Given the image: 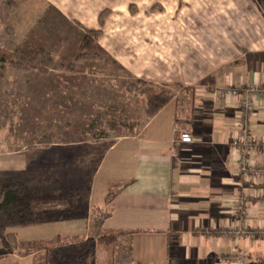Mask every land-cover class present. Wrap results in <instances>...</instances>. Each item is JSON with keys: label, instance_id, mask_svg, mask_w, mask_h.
<instances>
[{"label": "crops", "instance_id": "obj_1", "mask_svg": "<svg viewBox=\"0 0 264 264\" xmlns=\"http://www.w3.org/2000/svg\"><path fill=\"white\" fill-rule=\"evenodd\" d=\"M182 4L178 9L168 5L162 14L171 23L128 21L111 26L97 47L111 64L137 80L191 88L195 98L189 106L173 101L146 120L145 104L134 113L135 99L124 92L121 101L126 107L110 106L96 114L100 128L84 140L53 146L57 150L45 154L53 157L52 162L78 163L77 168L63 163L60 174L39 168L33 157L38 148L31 149L33 153L22 149L31 161L29 168L21 162L20 150L0 154L4 178L0 187L16 185L5 193L12 200L1 210L13 218L4 220L3 226L18 242L28 245L31 233L38 236L39 229H49L45 235L50 241L59 237L68 243H75L69 237L76 232L84 234L80 241L105 232H131L133 264H255V257L264 252L258 238L250 242L221 234L243 225L259 226L264 208L256 201L247 203L244 223L234 212L236 198L244 192L256 194L259 185L241 174L230 148L237 101L229 98L228 104L219 106L216 99V91L225 86H264V0H182ZM215 4L227 6L230 13H216ZM91 118L82 121L88 125ZM118 118L139 122L141 128L129 135L114 124ZM252 124L255 142L264 143V104L257 108ZM175 129L188 133L193 143L176 141ZM97 143L106 147L97 149ZM33 145L37 144L29 146ZM88 173L91 185L80 190L82 175ZM64 177L74 179L54 185ZM124 184L125 189L105 207L109 187ZM62 220L71 221L56 234L54 228ZM75 220H85L82 228L76 229ZM90 220H94L91 228ZM238 253L241 263L236 262ZM0 264H35V256L2 255Z\"/></svg>", "mask_w": 264, "mask_h": 264}, {"label": "rangeland", "instance_id": "obj_2", "mask_svg": "<svg viewBox=\"0 0 264 264\" xmlns=\"http://www.w3.org/2000/svg\"><path fill=\"white\" fill-rule=\"evenodd\" d=\"M7 1H11L14 5L6 4ZM208 3L211 6V3ZM174 4L177 9L183 6L182 0H0V8L3 7L0 10V52L15 53L30 58L35 52L42 50L54 57L56 67L68 65L74 61L80 41L88 32L101 31V37H103L108 34L111 26L126 24L128 21L138 25L171 23L162 14L167 11L168 5ZM144 8L148 9L144 12ZM213 8L218 14L230 13L227 6ZM207 13L211 17L212 14L208 11ZM91 24L93 28L90 27ZM211 24L213 25L212 21ZM94 50L99 56L105 58V61L79 62L77 67L81 73L77 76L58 70L47 75L36 71L21 72L0 63V154L20 150V155L23 156L21 162L23 161L26 168H29L31 161L28 160V156L22 155V149L26 147L27 152H31V149L38 148L39 152L34 151L38 155L34 154L33 157L38 158L39 168L54 169L60 174L63 163L78 167L76 161L55 160L52 162L53 157L45 154L54 153L57 149H52L53 146L65 145L64 143L75 139L84 140L90 132L97 130L95 128H100L96 114L107 111L110 106L120 109L123 104V107H126L121 100L124 92L129 95L126 91L127 86L140 81L116 63L111 64L98 47ZM81 74L94 75V77L78 76ZM151 85L159 92L172 95L173 101L180 102L181 105L189 106L195 98L191 95V88ZM75 89H77L76 92L72 91ZM129 96L135 99L134 106H131L134 113H138L139 108L144 104L146 110V101L141 93ZM92 115L90 124L86 125L82 121L83 117ZM118 119L117 124L116 121L114 122L115 125H118ZM32 142L37 145L29 146ZM96 147L102 150L106 146L97 143ZM0 163H2L1 159ZM91 174L82 175L83 183L80 185V190L84 191L90 187ZM3 179V174H0V183ZM73 179L74 177H64V180L57 181L54 185L69 184ZM83 191L80 192L81 195ZM74 200L78 203L76 196ZM11 208L8 211L10 213L13 212ZM10 217L13 218L5 216L0 209V228L5 236L12 235L6 232L3 226V221ZM70 221L62 220L61 226L54 228L55 233L64 232L65 224ZM93 221L90 220V228L93 227ZM75 222L76 229H79L82 228L85 220H75ZM261 222L259 226L264 228V220ZM252 228L249 227L251 233L245 238L250 239V242L256 238L262 240L259 235H252ZM48 230H37L38 236L31 233L32 240L28 245L25 244V249L35 251L46 242H50L45 235L49 232ZM83 236V232H76L69 238L79 242ZM61 237L65 236L61 235ZM261 242V245H264V240ZM13 249L3 245L0 233V256L12 254L16 251ZM38 256L37 254L35 258ZM262 257L264 252L255 257V264H264V259L262 263L257 262ZM103 259L100 253L96 264H102ZM35 264L44 263L37 261Z\"/></svg>", "mask_w": 264, "mask_h": 264}, {"label": "trees", "instance_id": "obj_3", "mask_svg": "<svg viewBox=\"0 0 264 264\" xmlns=\"http://www.w3.org/2000/svg\"><path fill=\"white\" fill-rule=\"evenodd\" d=\"M7 3L11 4L12 2L7 1L6 4ZM2 8L3 7H1L0 10ZM100 37L101 31H91L85 34L78 46L77 56L74 58V61L68 65H58L56 67L54 57L42 50L35 52L30 58L15 53L0 52V63L7 64L13 69L21 72L36 71L40 74L47 75L54 70H58L71 75H77L81 73V70L77 67L79 62L89 61L94 63L105 61V58L99 56L94 50L95 47H97ZM141 89L144 90L141 91ZM126 91L129 95L141 93L144 96L146 101V120H151L160 110L173 102L172 95L166 92H159L153 85L141 81H137L135 84H129ZM118 125L129 135H135L141 128V124L126 118H119ZM126 185L127 184L109 187L104 199V206L108 207L112 200L125 189ZM13 186L16 185L8 184L0 187V209L12 200L11 197L8 198L5 196V193L11 190ZM0 233L3 245L6 248L9 246L13 247V250H16L13 251V253L16 255L26 257L32 255L36 256L38 254L39 256L35 258V263L37 261H42L44 264H96L98 255L102 253L104 258L102 264H133V233L131 232H105L103 233L104 235L96 239H87L75 243L64 242L59 237H56L35 251L26 250L25 244L18 242L14 236H5L1 228Z\"/></svg>", "mask_w": 264, "mask_h": 264}, {"label": "built area", "instance_id": "obj_4", "mask_svg": "<svg viewBox=\"0 0 264 264\" xmlns=\"http://www.w3.org/2000/svg\"><path fill=\"white\" fill-rule=\"evenodd\" d=\"M229 98L237 101L236 120L232 122L233 137L230 143L231 150L236 153V162L241 174L246 179L258 181V191L256 194H240L235 200L234 212L239 218L247 215L245 205L256 201L260 207L264 208V143L258 144L253 138L254 125L252 120L255 117L257 108L264 104V86L246 85L240 88L225 86L216 91V99L219 106H225ZM175 140L182 144L193 143L192 137L179 129L174 130ZM245 222L244 218L242 219ZM248 228V229H247ZM252 235H259L264 240V228L256 226L252 228ZM249 227L243 225L238 229H225L221 234L228 238L237 240L250 234ZM232 256H230L231 258ZM242 254L236 256V262L241 263ZM264 257L257 260L262 263Z\"/></svg>", "mask_w": 264, "mask_h": 264}]
</instances>
